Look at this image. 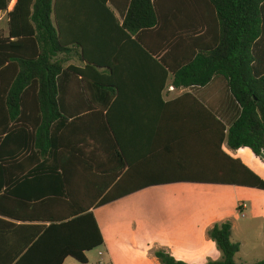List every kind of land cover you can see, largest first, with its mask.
Here are the masks:
<instances>
[{
  "label": "trees",
  "instance_id": "1",
  "mask_svg": "<svg viewBox=\"0 0 264 264\" xmlns=\"http://www.w3.org/2000/svg\"><path fill=\"white\" fill-rule=\"evenodd\" d=\"M109 1L15 0L8 10L12 0H0L7 21L0 30V264H62L66 258L87 264L86 252L103 245L92 209L160 184L264 191V180L223 150L226 143L264 158V0H130L121 23ZM69 52L82 66L64 68L58 56ZM64 72L81 78L101 119L99 133L108 131L113 140L84 142L92 155L110 150L128 161L111 121L125 75H155L162 90L169 76L176 89L223 83L238 114L227 128L191 94L163 104L192 107L188 123L172 130L174 141H192L188 153L180 145L176 152L188 176L137 181L108 173L77 158L82 154L70 142L54 167L46 163V137L52 140L57 119L66 121L58 109ZM46 181L53 186L47 193ZM231 233L228 221L212 228L209 237L222 258L207 264H237L239 244ZM154 257L187 264L164 251Z\"/></svg>",
  "mask_w": 264,
  "mask_h": 264
},
{
  "label": "crops",
  "instance_id": "2",
  "mask_svg": "<svg viewBox=\"0 0 264 264\" xmlns=\"http://www.w3.org/2000/svg\"><path fill=\"white\" fill-rule=\"evenodd\" d=\"M129 1L110 0L107 4L120 23L125 17ZM12 3L14 5L15 0H12ZM13 5L9 6L8 10ZM4 18L5 13H0V21ZM5 22L6 28L1 26L0 30H7V21ZM129 46L131 45H127L126 48H129ZM58 60L63 63L64 68L82 66L76 52L60 54ZM123 61H133V59L125 58ZM137 63L140 64L139 59ZM124 80L121 95L114 99L116 105L111 111V121L127 154L128 161L118 159L110 150L106 153L89 154L90 149L87 148L86 144H83L84 142L94 145V142L91 141L113 140L110 137V132L99 133L98 127L102 126L101 119L96 116L97 110L92 107L83 90L81 78L64 72L58 77V109L66 121L57 119L52 124L53 138L50 140L46 137V163L50 162L51 165L56 167V161L61 159L59 154L61 151L65 152L67 150V142H70L72 150L82 154L80 156L76 154L77 158L81 160H84V158L90 159L97 169L105 166L108 173L120 171L121 175L128 174L129 178L137 181L188 176V168L184 167L182 162L177 159L176 152H179L177 146L180 145L185 153H188L189 147L190 149L192 147V141H174L172 130L177 128L179 123H188L187 115L192 107H189L188 103H180L166 108L163 104L176 100L184 94H191L205 107L213 111L227 128L238 114V109L228 91L224 89L223 83H212L206 88L194 90L176 89L172 86V77L169 76L165 88L162 90L160 88L161 78L155 75L153 77L145 73L125 75ZM171 87L173 89H170ZM180 115H184V118H178ZM110 145L109 143L108 146ZM223 150L231 157L239 159L264 180V164L252 154L250 149L231 150L224 143ZM51 151L55 154L52 158L49 156ZM65 157L64 155L62 159L66 160ZM76 186L80 190L85 188V184L81 182H78ZM200 186L205 187L204 190L212 187L216 188L215 190H227L229 192H239L247 189L235 186L192 183L160 184L140 190L100 208L111 206L131 207L133 214L134 210L142 209L136 207L137 204L132 200L138 195L150 191L176 193L179 190H191ZM51 187L53 186H50L46 181V193L51 190ZM240 204L242 203H237L236 209L241 214L247 209V206L244 204L245 209H238ZM49 208L46 207V214L50 213ZM100 208H93L92 211L103 238L101 247L107 249V256L111 260L110 264H117L118 262L113 258L111 252L115 245L114 243L109 244V240L105 239L104 228L100 225L96 214ZM146 209L148 212L144 216L132 215L133 217H130L132 218L130 228L123 229V235L125 236L122 241L123 264H134L135 262L137 264H160L154 257L156 251H164L175 260L182 262L186 261L185 258L187 257H192V259L204 258L207 252L206 245L210 242L209 232L215 225L224 223L218 222L217 212L214 208H211L209 201L193 198L181 202L175 201L172 197L161 201L156 200L151 207ZM127 215L124 213V221ZM244 217L245 214L243 213ZM231 225L233 230V224L231 223ZM184 249H190L192 251L191 256L186 255ZM93 251L85 254L87 264H90V255ZM47 255L49 253H46ZM98 255L102 256V253L98 252ZM189 263L195 264L194 262ZM62 264H79V262L72 258H66ZM98 264H102V262L100 261Z\"/></svg>",
  "mask_w": 264,
  "mask_h": 264
},
{
  "label": "rangeland",
  "instance_id": "3",
  "mask_svg": "<svg viewBox=\"0 0 264 264\" xmlns=\"http://www.w3.org/2000/svg\"><path fill=\"white\" fill-rule=\"evenodd\" d=\"M12 5L13 3L11 2L10 7ZM5 21V18L3 20L1 19L0 27L6 28ZM204 189L205 187L200 186L191 190L177 191H187L188 193H161L160 191H150L138 195L132 200L137 204L136 207L142 209L134 210L133 214L131 207L111 206L100 208L96 214L99 218L100 225L104 228L105 239L109 240V244L114 243L115 245L114 249H111V252L113 253V258L118 262L117 264H123L124 262L122 241L125 236L123 235V229L130 228L132 221L130 217L135 214L138 217L140 215L144 216L148 212L146 208L151 207L156 200L161 201L170 197L174 198L177 202L188 201L191 198L206 202L209 201L211 208H214L217 212L218 222L228 221L233 224L231 240L239 244V252L235 255V262L237 264H255L264 261V191L243 189L239 192H229L227 190H215L216 188L212 187L206 188L208 190ZM238 202L247 206V209L243 211L245 214L244 218L241 217L240 212L236 209ZM124 213L128 214L125 221L123 218ZM206 251L204 258L192 259V257H187L185 258L186 261L183 262L207 264L221 260L222 253L211 240L206 245ZM98 252H101L102 256H99ZM184 252L186 255H190L192 251L190 249H184ZM90 260V264H98L100 261L102 264H110L111 262L107 256V249L105 247L95 249L90 255ZM134 264L137 263L135 262Z\"/></svg>",
  "mask_w": 264,
  "mask_h": 264
},
{
  "label": "built area",
  "instance_id": "4",
  "mask_svg": "<svg viewBox=\"0 0 264 264\" xmlns=\"http://www.w3.org/2000/svg\"><path fill=\"white\" fill-rule=\"evenodd\" d=\"M170 89H173V87H171ZM260 161L264 164V158H263V160H260ZM238 208L245 209V205H244V204H240V205L238 206ZM241 216L243 217V213H241Z\"/></svg>",
  "mask_w": 264,
  "mask_h": 264
}]
</instances>
